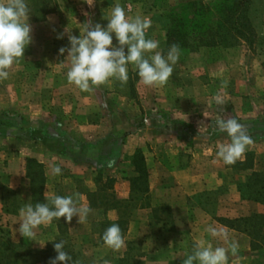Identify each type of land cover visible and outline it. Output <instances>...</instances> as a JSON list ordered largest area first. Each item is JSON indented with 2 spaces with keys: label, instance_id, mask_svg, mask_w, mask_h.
<instances>
[{
  "label": "crops",
  "instance_id": "obj_1",
  "mask_svg": "<svg viewBox=\"0 0 264 264\" xmlns=\"http://www.w3.org/2000/svg\"><path fill=\"white\" fill-rule=\"evenodd\" d=\"M59 4L63 9L65 0ZM65 18L61 14L48 15L43 21L29 18L32 43L24 58L9 69V78L0 80V113L9 111L40 124L57 126L67 136L63 141L58 137L44 139L37 130L10 129L6 137H0V229L11 233L12 248H17V253H28L26 262L43 264L48 248L43 238L51 231L56 243L65 241L77 262L83 264H125L131 262L133 250L140 252L142 264H183L186 254H191L200 241L228 247L224 240L205 231L211 225L227 231L229 240L239 244L238 255L229 254V264H264V251L252 250L248 234L219 222L264 215V205L244 199L239 189L252 172L264 173V133L259 128L264 123V104L258 103L257 108L252 97L249 105L241 103L250 96L238 95L232 89L234 82L228 83L227 91L222 89L223 96L219 97L223 103L217 104V95L206 89L224 80L225 74H208V85L199 90L202 93L190 95L184 88L188 75L182 64L176 66L178 78L170 82V77L163 86H146L140 78L131 83L128 65L126 83L112 79L90 92H82L68 83L70 58L66 59L67 52L59 55V49L70 47L66 40L69 35H83V31L70 32L64 25ZM61 33L64 38L57 39ZM203 70L214 72L216 65ZM198 81L193 83L199 85ZM247 82L244 77L240 84L245 87ZM232 118L253 126L245 130L252 144L241 160L225 165L216 153L219 145L231 141L227 133L219 131L216 121ZM255 123H260L259 127ZM61 149L66 152L60 153ZM137 150L145 154L150 171L149 205L134 212L120 255L93 233V217L102 216L101 210H92L82 223H78V217H73L71 223L61 217L50 225H41L32 239L20 235L19 210L27 203L33 204L26 173L28 159L45 167L47 202L55 196H74L78 205L89 206L88 195L97 191L100 174L104 181L108 177L115 179L118 198H129L125 171L134 172L132 157ZM249 153L254 155V169H238L236 164L245 162ZM53 166L60 167L62 174L54 176ZM8 193L16 199L3 205V194ZM160 204L172 209V226L168 229L165 221L156 218L159 211L154 209ZM6 208L13 211L6 212ZM116 215V211L107 214L114 222Z\"/></svg>",
  "mask_w": 264,
  "mask_h": 264
},
{
  "label": "clouds",
  "instance_id": "obj_2",
  "mask_svg": "<svg viewBox=\"0 0 264 264\" xmlns=\"http://www.w3.org/2000/svg\"><path fill=\"white\" fill-rule=\"evenodd\" d=\"M85 2L92 7L96 0ZM29 17L30 9L26 0H0V80L9 78V69L24 58L26 48L32 43ZM107 21L106 27L99 23L94 26L91 22L85 23L83 35H69L70 47L59 49V55L63 56L67 52L66 59L70 58L68 83L82 92H90L94 86L108 84L112 79L126 83L128 65L131 64L137 69L144 85H165L173 74V65L180 59L179 46L172 45L166 56L156 51L159 42L146 38L152 24L151 19L141 16L129 18L120 4L112 8ZM56 38L63 39V33ZM114 39L116 44L113 43ZM151 53L155 54L146 58V54ZM215 100L217 104L223 103L219 96ZM216 126L220 132L227 133L231 141L219 145L216 155L225 165H234L244 157L252 139L235 118L219 119ZM51 172L54 176H59L62 169L53 166ZM91 212L90 206L78 205L74 196H55L46 203L34 205L27 203L19 210L22 223L18 231L22 237L32 239L41 225H50L61 217L67 223H71L73 217H78V223H82ZM205 231L213 238L224 240L228 247H213L211 243L200 241L191 254H186L183 264H229V254L236 256L239 253L238 242L230 241L227 231L217 230L211 225ZM102 240L113 251L125 247L122 230L116 223L105 230ZM65 243L63 240L54 243L57 255L51 259L50 264H72V256L64 251Z\"/></svg>",
  "mask_w": 264,
  "mask_h": 264
},
{
  "label": "trees",
  "instance_id": "obj_3",
  "mask_svg": "<svg viewBox=\"0 0 264 264\" xmlns=\"http://www.w3.org/2000/svg\"><path fill=\"white\" fill-rule=\"evenodd\" d=\"M48 2H45L44 5L36 3L34 9L36 16L34 21H43L52 13L48 10V4H50V2ZM44 6L45 8H43ZM249 12V0H220L212 6L201 2H193L173 8L169 17L170 25L167 31L166 48L162 55L166 56L170 47L174 44L178 45L180 49L193 47L197 49L220 47L233 48L242 42L252 46L257 38V33L252 24ZM214 14L217 15H215L217 18H213L212 20L211 17ZM194 44L196 46H194ZM138 79L139 76L136 74V80ZM37 124H40V122L28 120L9 111L2 112L0 113V137H6L10 129L17 131L29 129L30 131H34L35 129L32 127ZM259 125L260 123L254 124L255 127H259ZM259 128H261L264 133V123L261 124ZM42 135L44 134L41 133V136ZM45 136L42 137L46 139ZM64 152H66V150H60V153ZM132 167L134 169V175L126 178L131 185V195L128 200L121 202L116 195L110 196L107 194L108 191H112V184L116 181L115 179L108 178L106 182L102 184L103 174H100L96 180L98 184L97 191L91 192L88 195L89 206L92 210H101L104 216H107L111 211H117L121 214L119 219L115 222L104 220V222H99L96 227L95 225L93 226L102 244H104L102 236L105 230L114 223L119 224L125 238L129 228V219L125 217V213L122 214L120 212L122 208L125 209L136 200H149L150 171L146 156L142 150H137L134 153L132 157ZM236 167L242 171L253 170L254 155L252 153L247 154L245 162L236 164ZM26 173L27 178L31 182L33 205L36 203H46L47 201L44 196L46 186L44 165L38 163L36 160L28 159ZM239 189L244 199L264 205V173L252 172L248 182L240 186ZM15 199L16 198L10 193H8V196L3 194L2 203L6 205L7 201H15ZM148 205L149 203L144 206ZM5 211L11 212L13 210L9 211L8 208H6ZM164 211L170 212L171 208L165 206ZM169 218H173L171 212ZM219 222L231 229L248 234L252 239L253 251H264V215H252L248 218L235 220L219 219ZM0 233L3 234L4 232L0 229ZM7 244L8 243L3 245L4 249L0 256V264H20L17 260L21 257L20 254H15V260H7L9 256L8 251L10 249ZM53 245L54 244L48 245L45 252L46 258L43 264H50L51 259L57 255ZM64 251L72 256V264H83L77 262V256L68 246H65Z\"/></svg>",
  "mask_w": 264,
  "mask_h": 264
},
{
  "label": "rangeland",
  "instance_id": "obj_4",
  "mask_svg": "<svg viewBox=\"0 0 264 264\" xmlns=\"http://www.w3.org/2000/svg\"><path fill=\"white\" fill-rule=\"evenodd\" d=\"M50 2L48 4V10H50L51 14H61L64 17L65 27L70 32H74V30H82L85 26V23L91 22L92 26L99 23L103 26H107V19L111 15L112 8L116 6V4H120L122 7H124L126 15L129 18H134L136 16L141 17H148L151 19L152 24L148 32L146 33L147 39H153L159 42V48L156 51H159L161 54H163V51L166 48V41H167V31L170 25V14L173 8L180 7L182 5L190 4L193 2H201L205 3L206 5H213L220 0H96V3L94 6L89 7L88 4L85 2V0H65V4L63 5V9H61L59 1L60 0H26L28 3V7L30 9V19L35 18V5L36 3L45 4V2ZM48 2V3H49ZM250 3V18L252 20V24L255 28V31L257 33V38L254 41V44L252 46L247 45L246 43L242 42L239 45L233 47V48H188V49H180L183 50L185 55L180 54V59L177 62V64L173 65V74L171 76L172 80L178 78L179 66L180 64L184 65L183 72H185L188 75V81L186 88L188 94L190 95H198L201 94L199 90L203 85H208V80L210 79L209 75L218 74L220 76L226 75V78L222 81H219L216 83V86H212L210 88H207L206 90L212 91V93H215L217 96H223L222 89L227 91V85L229 82H234V87L232 89L237 92L238 95H248L244 97V101H241V103L245 105H249V99L252 97L253 100H256L254 102V105L256 103V107L259 108L260 105L258 103L264 104V0H249ZM45 8V6L43 7ZM216 14L212 15L211 19L217 18L215 16ZM79 17H82L83 19H79ZM104 17V18H103ZM85 19V20H84ZM89 20V21H88ZM83 21V22H81ZM85 21V23H84ZM68 40V39H66ZM69 41V40H68ZM69 42H67L68 44ZM113 43L116 44V40H113ZM70 45V44H69ZM194 46H196L194 44ZM155 54V53H151ZM149 55V54H148ZM216 65V71H209V73H206L203 69L206 68V66L209 65ZM228 66V69L225 68V66ZM130 66V81L135 82L136 80V74L137 69L129 64ZM134 67V68H132ZM201 67L200 69H198ZM225 69V71H224ZM229 72H227V71ZM202 74V75H199ZM209 74V75H208ZM229 79L228 81V78ZM244 77H247V86L242 87L243 84H240L242 82V79ZM214 78V77H213ZM250 78V79H249ZM195 80H199V85L194 84L193 82ZM231 80V81H230ZM238 84V85H237ZM237 85V86H236ZM219 92L221 94H219ZM247 100V102H246ZM253 105V104H252ZM224 108V107H222ZM264 109V106L261 107ZM226 110V109H225ZM59 123V121H58ZM243 125V124H242ZM245 130L252 128L253 126L248 123L247 125H243ZM35 130H39L42 134V136H45V138H60V140H66L67 136L62 133V131L58 130V127L53 125H46V124H37L33 125ZM61 129V128H60ZM63 148V146H62ZM62 150V149H61ZM125 176L131 177L133 176V171H125ZM126 177V178H127ZM109 178V177H108ZM106 182L103 180L102 181ZM115 185L112 184L113 189L112 191H108V195H116L115 193ZM128 189L130 195H131V185L129 182H127ZM125 191V192H126ZM130 197V196H129ZM118 198V197H117ZM121 202L128 200V199H120ZM149 203V200L146 199H140L136 200L132 204L128 205L125 209H121L122 214H126V218L129 219V225L130 221L134 217V212L136 210H140V207L147 205ZM165 206H168L166 204H160L156 209H158V215L157 220L165 221L167 224V229L172 226V218H169V211H164ZM172 210V209H171ZM117 212V211H116ZM118 215H116V220L119 219L120 213L117 212ZM172 214V212H171ZM94 225H96L99 222H104V220H109L108 216H94ZM63 220V219H62ZM110 221V220H109ZM159 221V222H160ZM114 222V221H111ZM161 223V222H160ZM160 223L157 225L160 226ZM161 228V227H157ZM48 229V228H47ZM4 233H0V255L3 251V245L8 243L7 245L11 246V248L8 251V260H14L15 254L23 255L17 260L20 264H30V262H26L27 254L26 252L21 251V253H17V248L14 250L12 248L11 241V233H9L7 230H2ZM93 233L96 234V232L93 229ZM159 233L162 234L161 231ZM98 237L99 235L96 234ZM47 237L43 238L44 242L47 245H52L56 242V238L51 234V231H48ZM69 239V238H68ZM51 241V242H50ZM81 248L77 246V250H80ZM121 249L119 251L114 252V254L120 255ZM133 252V253H132ZM130 253V258L132 259L131 262L125 263V264H142V257L140 255V252L133 250ZM136 256L138 257L136 259ZM111 259V257H108ZM90 264V263H89ZM116 264V262L114 263ZM120 264V263H118Z\"/></svg>",
  "mask_w": 264,
  "mask_h": 264
}]
</instances>
